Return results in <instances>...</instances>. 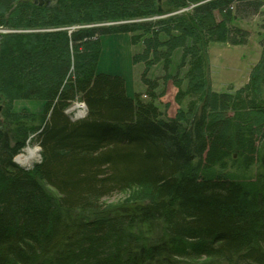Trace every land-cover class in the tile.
<instances>
[{"label": "trees", "instance_id": "16d2710c", "mask_svg": "<svg viewBox=\"0 0 264 264\" xmlns=\"http://www.w3.org/2000/svg\"><path fill=\"white\" fill-rule=\"evenodd\" d=\"M233 3L263 4L209 0L184 16L132 22L160 14L155 0H0V27L11 30L0 41V100L45 103L40 114L0 115V264H264V73L236 93H210L199 49L220 26L224 37L213 12ZM157 27L169 38L145 39L143 56L165 58L166 71L173 48L186 53L192 37L189 83L183 90L178 81L177 98L201 103L188 115L164 113L146 75V93L130 97L123 76L97 70L102 36H154ZM76 98L88 110L73 120L66 110ZM32 134L42 160L30 170L14 157ZM234 151L250 179L216 171ZM143 186L151 199L104 206Z\"/></svg>", "mask_w": 264, "mask_h": 264}, {"label": "rangeland", "instance_id": "374dc122", "mask_svg": "<svg viewBox=\"0 0 264 264\" xmlns=\"http://www.w3.org/2000/svg\"><path fill=\"white\" fill-rule=\"evenodd\" d=\"M198 1L204 3L209 0L191 1L185 6H182L183 10L177 15L184 16L189 14L199 4ZM261 1L263 4L257 11L252 9L245 11L242 8L237 7V3H233V6H228L222 10L218 9L213 12V19L211 22L223 25L224 27H222V29L224 28L225 32L224 37H221L219 34L221 30L220 26L218 34L207 36L208 41L205 44L202 42L199 46L200 54L206 53L205 55L208 60L205 67H203L202 72L206 75V80L209 82V86L212 89L210 93H236L239 89L251 83L253 78L256 76V73H264V0ZM166 9L168 10V8ZM176 9L177 8L167 12H173ZM153 17L157 20L156 18H159V14H156ZM155 26L161 27L162 25L155 24ZM0 29H6V27L1 26ZM159 29L160 28L155 30L159 31ZM158 31L154 36H150L145 31L139 32L135 30H131V32L116 33V36H119L120 38L126 35L130 38V41L132 40L133 65L131 73L133 72L132 74L134 77L132 76L131 85H133L135 93L137 90L145 92L147 85L143 80V75H146L147 79L158 83V86L155 89L157 95L155 102L164 113L168 116H176L182 109V112L188 115L187 112L189 111V104L192 103V101H195L196 103L194 106L201 103V98H193V95H187L182 99V101H179L177 98L180 88L178 81L181 82L183 90L188 87L189 83L187 77L185 76L188 69V61L192 60L190 55L194 53L192 37L188 36L186 38V42L188 41V44L184 45L185 50H187L186 53H184V49L182 47L177 46L173 48L169 68L171 71H166L164 69L165 58L156 60L155 56H153L154 54L151 53L150 59H155L152 60L154 63L151 64L149 61H146L144 59L145 56H143L144 50L147 48L145 39L147 41L150 37L158 36L162 43L168 40L169 37L164 30ZM172 33L177 34L179 32L176 28H174ZM203 41H206V39ZM187 48L192 50V53H188L189 51ZM160 50L165 53L164 47H160ZM122 53V57L119 58L120 64L125 67L126 62L123 60V56L129 62V54L127 52L125 54L124 52ZM258 66L259 68H257ZM131 87L132 86H128L129 89H131ZM126 92L130 97L135 96V93L131 95L129 94L130 91L128 92L126 90ZM254 96L255 95L252 97ZM149 98V96L142 97L143 100H149ZM78 100L79 98H76L69 109L77 104L76 101ZM1 103L2 100H0V104ZM44 104L45 103L43 101L36 99H8V102H6L5 107L2 109L0 114H4L6 111H10L11 113L17 115H23L24 113L33 115L40 114L43 111ZM232 111L233 110H230L229 113H232ZM68 114L70 115L71 113L68 112ZM28 145L38 148L32 161L28 164H22L32 170L36 162L38 163L42 160V150L41 145L36 141L34 134H32L27 140L25 146ZM21 153H23V150H20L17 155H20ZM245 167L246 166L242 162V156L239 155L237 151H234L226 159L224 164L219 165L215 169L216 171H229V173L234 176L248 180L251 178L253 171H251V169H246ZM152 196V191L148 187H132L125 191L105 197L103 201L104 206L111 209L122 204H134L139 203V201L145 202L148 199H151Z\"/></svg>", "mask_w": 264, "mask_h": 264}, {"label": "crops", "instance_id": "0c3cea01", "mask_svg": "<svg viewBox=\"0 0 264 264\" xmlns=\"http://www.w3.org/2000/svg\"><path fill=\"white\" fill-rule=\"evenodd\" d=\"M100 40L102 44V51L97 64L98 72H106L123 76L126 81L127 91H130L129 94L132 95L133 93H135V89L133 88V85H131L132 78L134 77V75L132 74L133 72L131 73V68L133 65L132 40L130 41V38L126 35L120 38L119 36H116V34L102 36ZM122 52H124V54L126 52L129 54V62L123 56V60L126 62L125 67L120 64L119 58L122 57ZM128 86H132L131 89H129Z\"/></svg>", "mask_w": 264, "mask_h": 264}, {"label": "bare ground", "instance_id": "6f19581e", "mask_svg": "<svg viewBox=\"0 0 264 264\" xmlns=\"http://www.w3.org/2000/svg\"><path fill=\"white\" fill-rule=\"evenodd\" d=\"M37 147L27 146L24 150V152L19 156L18 161L22 164H28L32 161L33 157H35V154L37 152ZM140 202V201H139Z\"/></svg>", "mask_w": 264, "mask_h": 264}, {"label": "flooded vegetation", "instance_id": "af4514ba", "mask_svg": "<svg viewBox=\"0 0 264 264\" xmlns=\"http://www.w3.org/2000/svg\"><path fill=\"white\" fill-rule=\"evenodd\" d=\"M192 0H189V3L191 2ZM199 2V4H201V3H203V2H200V1H198ZM198 4V5H199ZM155 5L157 6V9H158V11L161 13L163 10H165V12H166V3H165V0H155ZM162 9V10H161ZM164 12V13H165ZM153 16H155V15H152V16H146V17H141V18H136V20L138 21V22H141V21H144V20H154V17ZM166 17H169V16H166ZM166 17H159V18H156L157 20L158 19H162V18H166Z\"/></svg>", "mask_w": 264, "mask_h": 264}, {"label": "water", "instance_id": "95a60500", "mask_svg": "<svg viewBox=\"0 0 264 264\" xmlns=\"http://www.w3.org/2000/svg\"><path fill=\"white\" fill-rule=\"evenodd\" d=\"M34 2L37 5H40V6L46 5V6L51 7V6L55 5L58 2V0H34ZM8 32H10V30H8V29H0V41H1L2 37H3V35L8 33ZM3 107H4V103L0 104V113H1V111L3 109Z\"/></svg>", "mask_w": 264, "mask_h": 264}, {"label": "built area", "instance_id": "2783aa9c", "mask_svg": "<svg viewBox=\"0 0 264 264\" xmlns=\"http://www.w3.org/2000/svg\"><path fill=\"white\" fill-rule=\"evenodd\" d=\"M80 106H81L82 110H84V109H85V107H84V104H81Z\"/></svg>", "mask_w": 264, "mask_h": 264}]
</instances>
